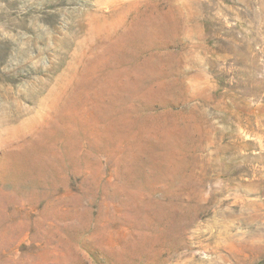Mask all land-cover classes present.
I'll use <instances>...</instances> for the list:
<instances>
[{
    "label": "rangeland",
    "instance_id": "obj_1",
    "mask_svg": "<svg viewBox=\"0 0 264 264\" xmlns=\"http://www.w3.org/2000/svg\"><path fill=\"white\" fill-rule=\"evenodd\" d=\"M0 264H264V0H0Z\"/></svg>",
    "mask_w": 264,
    "mask_h": 264
}]
</instances>
